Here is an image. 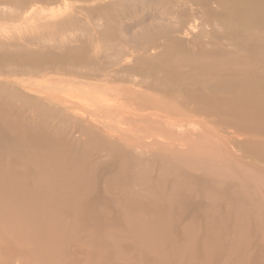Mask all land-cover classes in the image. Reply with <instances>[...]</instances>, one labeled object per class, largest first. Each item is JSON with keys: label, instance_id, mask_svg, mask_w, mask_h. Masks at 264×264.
<instances>
[{"label": "rangeland", "instance_id": "1", "mask_svg": "<svg viewBox=\"0 0 264 264\" xmlns=\"http://www.w3.org/2000/svg\"><path fill=\"white\" fill-rule=\"evenodd\" d=\"M0 1V39L20 41L11 28L33 20L47 44L69 43L62 56L92 59L28 71L56 74L46 87L78 98L60 105L65 122L45 117L60 126L47 149L26 130L0 140V264H264V61L203 12L244 15L219 0H47L40 15L4 21L18 8ZM221 47L235 57H213Z\"/></svg>", "mask_w": 264, "mask_h": 264}, {"label": "bare ground", "instance_id": "2", "mask_svg": "<svg viewBox=\"0 0 264 264\" xmlns=\"http://www.w3.org/2000/svg\"><path fill=\"white\" fill-rule=\"evenodd\" d=\"M6 1L11 2L18 9L14 14L11 13L9 15H6L4 18H2V19H5L4 21L26 20L27 18H30V17L35 16V15L42 12L43 7L38 5V4H40L43 1H45L47 3V0H6ZM54 1L57 2V0H54ZM229 1L230 0H219V2L216 3V6L225 7L226 9H229L230 12H233L232 14L244 15L247 18V23L244 21H240V20H239V22L236 21L234 23H230L231 19H230L229 15L227 13H225V11H217L215 9V7L206 8L204 10L203 14L205 16L214 18L215 20H218L219 22L221 21L225 25L227 31L224 33V36H225L224 38L228 39L231 43L234 44V46H238L239 48H245V49L249 48V50L251 51V54L254 57L260 58L261 61H264V4L258 3L254 0H235V2L233 4H231ZM116 2H118V1H116ZM201 2L205 6L206 4H210L212 1L211 0H201ZM1 15H3V14H1ZM57 16H58V14H57ZM60 18H61V16H60ZM46 21H47V19H46ZM68 21H69V19H68ZM195 22H196V20L194 17L190 19V21L187 23V25H189L187 28L188 31H189V28L191 29L195 26ZM44 26H46V25H44ZM57 26H59V25H57ZM125 27L126 26H124V28ZM34 28H36L37 30H35ZM66 28H68V27H66ZM256 28L259 30L262 29V32L261 33L256 32L255 31ZM32 29H34L35 31H33ZM11 30H15L16 33H17V31H19V33H17L18 34L17 36H19L20 41L19 40H16V41L5 40V38H4V40L0 39V140L6 139L5 137L7 136L10 129H17V130H21V131L26 130V131L32 133V135L34 133L39 134L38 139L35 138L34 136H32V140H31V143L29 145L41 146V147L37 148V149L33 148V150H40L42 147H46V149H47L49 143H51V144L55 143L54 139L50 138L49 136H46V133H48V129H50V128L51 129H53V128L60 129L59 128L60 126H59V123H55V122L50 123L49 121L46 122L47 120L45 119V117L46 116H48V117L53 116L55 119L58 118L57 120L59 122H62V121L65 122L64 118L66 117V112L65 113H59L58 112V109H60V105L62 106L65 103L67 107H71L72 106L71 103H74L75 101H77L78 97L76 96L77 97V98L75 97L76 99L74 97H71L73 95H70V97H68L67 96L68 92L63 93V95L61 94V95L56 96L57 91H55V90L52 91V90H50L49 87H46V85H50L51 82L60 79L57 77L56 74L55 75H48V74L46 75V73H43V74H45L43 77V74H42V76H40V74L38 76H35L36 74L33 75L28 71L29 70L31 71V69L37 70L38 73L47 71L50 68L46 67V66L44 67V65L47 63L48 64L51 63V64L55 65L53 68L56 70L55 72L61 73V70L63 68L60 66L61 64H65L71 60H77V59L78 60L84 59V61H86L88 63V62L92 61V59L90 60L89 58H87L88 55L85 58H83V57L82 58H80V57L79 58L78 57L73 58L72 55L71 56H65V55L62 56L60 54V51L64 50V49H69V47H71V46H69V43L68 42L63 43L62 40H55L54 39L53 44H51L52 42H50V44H47L46 40L44 39V35H42L43 34L42 31L40 32L39 31L40 29L38 30V28L35 26V22L33 20H30V22L22 24L21 26H18V27L14 26L11 28ZM46 30H47V27H46ZM5 31H8V30L5 29ZM24 31H27V32H24ZM60 31H62V30L60 29ZM111 32L112 33L114 32L113 27L111 28ZM180 32L185 33L186 28L185 29L182 28V30H176V34H180ZM7 34H9V33H7ZM54 34H55V32L53 33V35ZM11 39H13V38H11ZM183 40L184 39L178 40V43L181 44V42ZM262 42H263L262 45L258 44V43H262ZM191 52H192V54H187V55L193 56V54L196 53L200 58H205L206 54L210 53V51L205 52L203 50H195V49H194V51H191ZM213 53H214L213 57H215V58H222V56L235 57L234 53L227 51L223 47H221L220 49H216L215 51H213ZM176 54H179V51L176 50V51H173L171 53V55H176ZM73 55H75V54H73ZM80 55H78V56H80ZM163 57L165 58V55H162L160 58H163ZM236 59H239V57H236ZM81 60H80V62H81ZM239 60H241V59H239ZM95 61L93 60V62H95ZM75 64H77V63H75ZM95 64H98V63L95 62ZM215 64H216V62H213V68H214ZM125 66H127V65H125ZM124 68H126V67H124ZM33 71H31V72H33ZM53 72H54V70H53ZM127 72H128V75H130V76L131 75H139V66H134V65L130 64V66H128V68H127ZM65 74L67 75V72H65ZM184 74H185V72H183L182 74L178 73V75H175V74H173V75H174V78L177 77L176 79H178L179 77H182ZM122 77H121V80H126L125 78H122ZM235 79H236V77H234L232 80H235ZM231 82L224 83L223 86H221V87L212 86L210 84L207 87H209V89L211 88L212 91H214L215 93L216 92L219 93V92L223 91L225 86L232 85ZM69 86H67V87L69 88ZM108 87H109V85H108ZM56 88L57 87H55L54 89H56ZM111 88L119 89L116 85L115 86L112 85ZM74 90H75V88H74ZM120 90L124 93L128 91V90H125V88H122ZM129 90H130V88H129ZM68 91H69V89H68ZM135 91H138V90H135ZM197 91H198V89H197ZM133 94H135V93H133ZM136 96L141 97V94L136 95ZM24 98H27L28 101H22L21 100ZM30 98H32V99H30ZM34 99L38 102L43 101L45 103V105L40 106L39 104H35L34 101H32ZM133 105L129 104L126 107L124 106L126 108L125 110H128V111H140L141 110L142 111V108L136 107ZM85 107H87V106H85ZM48 112L50 114H47ZM6 117H13L14 119L10 120V119H7ZM26 117H29V118L27 119ZM22 118L26 119V120H22V121L19 120ZM134 121L143 122V117L142 116L136 117L134 119ZM43 122H46V124H44ZM32 128H34L37 131L32 130ZM130 132L135 133V135L137 132H138L137 135H142V133H144L142 128H138L137 130L132 129V131L127 132V135ZM122 134L126 135V133H124V132ZM121 137H124V136H121ZM36 141H43V142L40 145ZM138 143H139V137H136L135 140H131L130 146H132V145L135 146V144H138ZM261 146H263V145H261ZM49 148H52V147L49 146ZM54 155L60 156V157L62 156L61 153H55ZM56 161H59V160H56ZM72 175L77 176L78 173L74 172ZM44 185L49 186L48 184H44ZM37 246H39V245H37ZM29 250L31 251V249H29ZM38 252H40V250Z\"/></svg>", "mask_w": 264, "mask_h": 264}]
</instances>
